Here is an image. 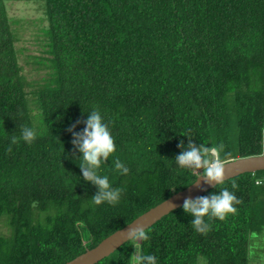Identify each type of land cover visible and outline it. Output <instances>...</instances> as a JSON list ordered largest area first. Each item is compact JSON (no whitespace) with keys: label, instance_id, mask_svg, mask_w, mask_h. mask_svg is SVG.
<instances>
[{"label":"trees","instance_id":"trees-1","mask_svg":"<svg viewBox=\"0 0 264 264\" xmlns=\"http://www.w3.org/2000/svg\"><path fill=\"white\" fill-rule=\"evenodd\" d=\"M41 1L46 26L32 63L44 73L28 82L0 0V264H65L190 186L200 173L175 162L185 133L197 145L223 143V163L262 153L264 0ZM94 109L111 121L116 151L99 172L125 189L116 205L93 202L97 188L67 131ZM23 126L37 139L8 153ZM222 188L242 202L223 220L205 217L207 234L181 206L146 229L148 241L97 264H131L135 253L157 264H249L251 237L264 234V171L202 196Z\"/></svg>","mask_w":264,"mask_h":264},{"label":"clouds","instance_id":"clouds-1","mask_svg":"<svg viewBox=\"0 0 264 264\" xmlns=\"http://www.w3.org/2000/svg\"><path fill=\"white\" fill-rule=\"evenodd\" d=\"M81 123L85 125L84 128L79 132L75 131L76 126ZM110 124L111 121L106 122L101 112L94 109L87 114L86 120H77L67 129L72 134L71 143L74 150H78L82 154L79 157L81 160L79 168L83 179L97 188L96 193L92 196L96 205L105 202L109 205H116L125 191L124 188L113 187L109 182V177L101 175L99 172L101 165L108 161L109 157L116 151ZM38 134L36 128L23 126L19 137H11L7 152L11 153V145H16L21 140L28 144L33 143ZM183 136L188 137L189 142L185 146L181 140L177 145L181 149L180 154L175 157L177 165L183 169L197 170L205 184L222 185L226 179V170L221 159V153H225V145L223 143L211 147L205 143L197 145L193 143L190 134L185 133ZM73 155H75V151ZM114 167L121 175L129 173V168L119 159L114 161ZM201 169L202 172L199 171ZM231 187L238 190L239 185L233 181ZM241 202L234 192L229 191L228 188H222L219 194L212 193L194 199L185 198L182 208L186 214L193 217L190 224L194 230L200 234H207L211 230V225L205 221V217L223 220L227 214L235 213L237 209L234 205ZM127 238L137 242L150 239L146 228L143 226L130 227ZM130 261L131 264H157L156 256L152 254L137 255L135 253L130 257Z\"/></svg>","mask_w":264,"mask_h":264},{"label":"water","instance_id":"water-1","mask_svg":"<svg viewBox=\"0 0 264 264\" xmlns=\"http://www.w3.org/2000/svg\"><path fill=\"white\" fill-rule=\"evenodd\" d=\"M226 170L225 181L235 178L243 174H254L264 171V144L260 155L236 158L223 163ZM215 185L205 184L200 175L187 188L172 195L168 199L159 203L155 207L143 213L131 223L127 224L120 230L114 232L110 236L102 240L94 248L85 251L65 264H97L104 258L112 254L116 249L124 243L130 241L127 233L130 227L143 226L146 229L159 221L162 217L168 215L171 211L180 208L185 198H196L202 196L206 191L214 188Z\"/></svg>","mask_w":264,"mask_h":264},{"label":"rangeland","instance_id":"rangeland-1","mask_svg":"<svg viewBox=\"0 0 264 264\" xmlns=\"http://www.w3.org/2000/svg\"><path fill=\"white\" fill-rule=\"evenodd\" d=\"M7 15L11 22V30L15 34V48L18 52L19 64L27 81L39 80L42 70H36L32 61L41 56L42 32L46 26L43 2L41 0H4ZM31 89H27L30 91ZM6 229L0 221V234ZM249 264H264V234L252 235L250 243Z\"/></svg>","mask_w":264,"mask_h":264},{"label":"built area","instance_id":"built-area-1","mask_svg":"<svg viewBox=\"0 0 264 264\" xmlns=\"http://www.w3.org/2000/svg\"><path fill=\"white\" fill-rule=\"evenodd\" d=\"M260 183H261V181H257V182H256V184H260Z\"/></svg>","mask_w":264,"mask_h":264}]
</instances>
